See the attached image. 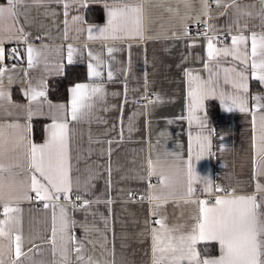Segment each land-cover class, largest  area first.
Instances as JSON below:
<instances>
[{
    "label": "crops",
    "instance_id": "0c3cea01",
    "mask_svg": "<svg viewBox=\"0 0 264 264\" xmlns=\"http://www.w3.org/2000/svg\"><path fill=\"white\" fill-rule=\"evenodd\" d=\"M137 3L143 38L100 34L109 9ZM89 6H101L103 19L88 21ZM0 7H8V0H0ZM193 22L206 23L208 34L190 36ZM253 34L259 52L262 0H87L86 6L84 0H17L15 22L8 17L0 23V164L6 169L0 172V264H155L161 255L154 250L155 230L162 239L198 234L204 210L224 207L217 198L255 197L264 227V107L257 108L255 99L259 95L264 105V84L256 78L260 70L251 67ZM233 36L246 41L233 45ZM90 64L99 76L90 75ZM79 65L86 79L70 85L65 100L51 99L50 82ZM240 73L247 92L238 87ZM76 84L90 87L86 106L72 120L70 89ZM198 85L203 99L195 102L190 93ZM93 86L102 93L92 94ZM39 92L44 95L32 100ZM237 97L246 100L248 111L233 105ZM211 102L217 112L208 111ZM35 121H43L39 142ZM54 123L67 124V194L55 193L31 168V145H44ZM45 189L51 198H38ZM201 245L217 252L202 254ZM193 247L197 258L174 260L164 253L160 263L203 264L222 255L219 239Z\"/></svg>",
    "mask_w": 264,
    "mask_h": 264
},
{
    "label": "snow or ice",
    "instance_id": "6c2138e0",
    "mask_svg": "<svg viewBox=\"0 0 264 264\" xmlns=\"http://www.w3.org/2000/svg\"><path fill=\"white\" fill-rule=\"evenodd\" d=\"M218 2V0H217ZM87 0H84V5L86 6ZM264 3V0H262ZM16 7L17 0H8V7H0V23H3L6 18L11 17L13 21L16 20ZM67 9V4H65V10ZM171 11V9H169ZM67 14V11H65ZM89 39H92V29H88ZM101 35L109 33L105 36V39L111 38L123 39L125 36H140L143 38V9L142 5L137 3L135 6L124 5L119 9H109L108 11V27L104 29H99ZM246 41V37H232V44L235 45L237 42ZM257 37L255 34L252 35L251 39V67L253 69H259L260 74L256 78L264 84V36L260 37L259 52L257 50ZM209 56L213 53L212 43L209 41ZM15 51V50H13ZM72 48L69 45L68 51V61L72 62ZM113 49L108 48L109 54ZM227 52V50H225ZM28 61L29 66L32 64V54L33 49L29 47ZM3 48L0 47V59L3 58ZM91 55V53H89ZM245 60L247 63L248 50L244 49ZM260 56V61L257 63L256 57ZM90 75L99 76L100 73L97 72L92 65H89ZM241 83L238 87L242 88L244 92L248 91V84L246 77L243 73H240ZM109 79H111V72L108 73ZM87 84H76L70 89L72 93L71 98V119L77 120L78 113L86 105L84 103L87 92L89 89ZM91 93H102V88L100 86L91 87ZM27 95V93H25ZM43 92L34 93L31 97L35 100L37 96H43ZM193 96L195 102H199L203 99V94L200 86H197L195 92L190 93ZM257 101V108L264 107L259 101L262 99L259 95L255 97ZM233 105L239 104L240 111H248L246 107V100L240 97L234 98L232 101ZM59 107L63 108L64 105ZM232 107H228L226 111L231 112ZM255 123V119L253 120ZM13 127V126H10ZM262 132H264V125H262ZM66 139H67V124L54 123L50 129V135L48 141L41 146L35 144L31 145V168L36 172H39L46 180L52 185L55 193H65L70 191V184L67 180L68 170L66 167ZM204 145H201V149ZM199 158V157H198ZM6 171L4 166L0 164V172ZM189 174H191V162H189ZM36 177L32 176V187L36 189ZM43 187V186H41ZM192 189L189 188V192ZM37 197L40 199H50L51 194L47 193L45 189V195H41L40 191H37ZM59 199V196H56ZM79 199V197H78ZM153 199L159 200V197H153ZM85 203H87L85 201ZM217 206H224L220 208H207L204 210L203 221L198 224L199 232L198 234H192L188 236L180 235L173 236L169 235L162 239L160 235V230H155L154 235V250L156 253L161 254L157 260L156 264H160L161 260L164 258L162 254L168 253L172 256L174 260L183 259L185 254L191 258H197L198 253L195 251L193 245L198 240H203L205 238L219 239L221 244L222 255L218 260H204L203 264H264V227H260V218L257 213V209L260 207L256 203L255 197H235L230 200H221L217 198ZM45 207H48L46 204ZM5 213L9 209L5 208ZM63 212V209L61 210ZM156 223L163 228V224L160 220ZM172 232L179 231L178 228L171 230ZM0 235H5L2 229H0ZM17 247L16 254L19 256L20 237H16ZM81 249L76 248V252L79 253ZM179 253V256L177 254ZM78 259H83L78 256ZM89 264H99V261L89 260Z\"/></svg>",
    "mask_w": 264,
    "mask_h": 264
},
{
    "label": "trees",
    "instance_id": "16d2710c",
    "mask_svg": "<svg viewBox=\"0 0 264 264\" xmlns=\"http://www.w3.org/2000/svg\"><path fill=\"white\" fill-rule=\"evenodd\" d=\"M104 17L101 6H89L86 9V18L88 21H100ZM86 79V70L82 65L67 66L63 77L54 79L50 82L48 88L49 97L53 100H65L69 86L73 83ZM208 111L211 113L217 112L218 108L214 102L208 103ZM33 138L35 141H41L44 138L43 121H35L33 126ZM208 246L201 245L200 251L202 254L217 252L216 246H212L209 250Z\"/></svg>",
    "mask_w": 264,
    "mask_h": 264
},
{
    "label": "built area",
    "instance_id": "2783aa9c",
    "mask_svg": "<svg viewBox=\"0 0 264 264\" xmlns=\"http://www.w3.org/2000/svg\"><path fill=\"white\" fill-rule=\"evenodd\" d=\"M214 4V2H212ZM209 32L208 25L203 22H193L188 26V34L192 37H203ZM133 195L137 196L136 191L132 192ZM156 264V263H155ZM164 264V263H160Z\"/></svg>",
    "mask_w": 264,
    "mask_h": 264
},
{
    "label": "water",
    "instance_id": "95a60500",
    "mask_svg": "<svg viewBox=\"0 0 264 264\" xmlns=\"http://www.w3.org/2000/svg\"><path fill=\"white\" fill-rule=\"evenodd\" d=\"M13 50H15V51H13ZM12 53L18 58V59H21V55L17 52V50L16 49H12Z\"/></svg>",
    "mask_w": 264,
    "mask_h": 264
}]
</instances>
